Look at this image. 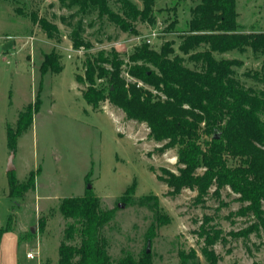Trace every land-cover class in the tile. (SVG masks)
Listing matches in <instances>:
<instances>
[{
	"label": "rangeland",
	"instance_id": "374dc122",
	"mask_svg": "<svg viewBox=\"0 0 264 264\" xmlns=\"http://www.w3.org/2000/svg\"><path fill=\"white\" fill-rule=\"evenodd\" d=\"M132 1L143 8L141 1ZM200 2L156 0L154 23L134 22L138 34L133 35L122 31L107 15L101 16L96 8L64 5L59 0H0V229L5 230L0 236V264H58L59 246L69 222L59 212L60 202L84 195L89 186L102 209L118 206L115 219L102 231L114 260L126 253L139 257L150 249L154 264H183L179 251L195 249L199 263L207 264L200 251L203 240L197 233L205 217L211 216L227 237L226 243L214 247L219 264H264V232L249 238L229 235L252 221L231 215L241 207L238 195L226 188L218 199L212 189L204 203H196L197 192L189 189L170 195V188L158 176L161 168L178 172L177 148L159 153L157 149L165 142L152 140L145 123L128 120L108 101L93 110L82 96L86 86L76 81L77 75H84L87 53L114 48L127 63L137 45L150 41L148 45L156 51L171 42L175 54L183 55L179 46L192 9ZM108 4L114 12L122 13L120 0H108ZM236 6L238 23L245 32H264V0H236ZM33 15L56 25L59 34L49 39L33 22ZM173 22L176 24L171 29ZM75 35L91 48L75 49ZM52 50L61 56L64 69L58 75L41 76L43 54ZM216 57L240 61L235 76L247 87H263L246 73H264V54L249 49ZM184 58L186 66L200 69L188 55ZM37 96L39 110L32 125L18 137L13 162L20 181H25L31 171L40 169V173L35 190L12 198L7 131L8 127L16 129L19 115ZM134 182L130 204L122 203L121 197ZM147 195H156L162 214L171 219L157 227L151 241L148 230L156 223L157 211L155 200L140 202ZM31 250L38 252L34 259L27 258Z\"/></svg>",
	"mask_w": 264,
	"mask_h": 264
},
{
	"label": "trees",
	"instance_id": "16d2710c",
	"mask_svg": "<svg viewBox=\"0 0 264 264\" xmlns=\"http://www.w3.org/2000/svg\"><path fill=\"white\" fill-rule=\"evenodd\" d=\"M59 1L64 5L96 8L101 16L107 15L122 31L133 35L138 34L134 22L155 21L156 0H139L142 9L132 0H120L122 13L111 10L108 0ZM238 16L236 0H201L192 9V18L179 46L183 55L175 54L171 42L156 51L146 41L134 48L127 63L114 48L87 53L84 75H77L76 81L86 86L82 96L93 110L108 101L122 110L128 120L145 123L152 140L165 142L157 149L159 153L177 148L178 172L161 168L158 176L170 188V195L177 196L189 189L197 192L196 203H204L212 189L218 199L226 188L238 195L241 207L231 215L252 218V221L229 235L249 238L264 232V73L247 72V77L263 85L262 88L247 87L235 76V67L242 63L236 59H218L216 54L244 53L249 49L264 54V32H245ZM32 19L49 39L59 34L57 26L46 18L33 15ZM175 24L171 23L170 28ZM72 41L77 50L91 48L77 35ZM187 55L200 69L185 65ZM63 69L61 56L54 50L43 54L41 76L58 75ZM39 107L37 96L19 115L16 129L8 127L11 151H15L18 137L32 125ZM39 173L40 169L31 171L25 181H20L15 171L9 172V196L22 198L35 190ZM86 181L91 184L89 176ZM135 186L134 182L126 190L122 203L130 204ZM152 199L157 219L148 230L150 241L157 227L171 221L168 215L162 214L156 195L144 196L140 202L144 204ZM59 212L69 222L59 246L58 264H154L148 250L139 257L126 253L119 260L112 259L102 231L115 219L118 206L102 209L92 187L82 196L64 198ZM213 220L206 216L197 233L203 240L200 251L207 264H219L220 257L214 247L227 240ZM41 225L43 228L44 223ZM4 231L0 229V236ZM179 257L183 264L189 261L200 264L195 249L189 253L180 250Z\"/></svg>",
	"mask_w": 264,
	"mask_h": 264
},
{
	"label": "water",
	"instance_id": "95a60500",
	"mask_svg": "<svg viewBox=\"0 0 264 264\" xmlns=\"http://www.w3.org/2000/svg\"><path fill=\"white\" fill-rule=\"evenodd\" d=\"M14 158H15V152L11 151V155L8 161V168H7V172H13L16 170L15 165H14ZM92 186H89L88 188H91ZM32 232H34V229H32ZM148 252H150V249H148Z\"/></svg>",
	"mask_w": 264,
	"mask_h": 264
},
{
	"label": "built area",
	"instance_id": "2783aa9c",
	"mask_svg": "<svg viewBox=\"0 0 264 264\" xmlns=\"http://www.w3.org/2000/svg\"><path fill=\"white\" fill-rule=\"evenodd\" d=\"M147 42L150 43V41H147ZM36 256H38V252H34L33 250L27 253V258L34 259L36 258Z\"/></svg>",
	"mask_w": 264,
	"mask_h": 264
},
{
	"label": "crops",
	"instance_id": "0c3cea01",
	"mask_svg": "<svg viewBox=\"0 0 264 264\" xmlns=\"http://www.w3.org/2000/svg\"><path fill=\"white\" fill-rule=\"evenodd\" d=\"M38 170V169H37Z\"/></svg>",
	"mask_w": 264,
	"mask_h": 264
}]
</instances>
